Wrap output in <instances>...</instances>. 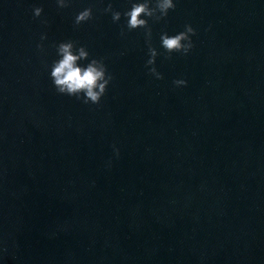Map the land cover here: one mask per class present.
Instances as JSON below:
<instances>
[{
	"label": "clouds",
	"instance_id": "clouds-1",
	"mask_svg": "<svg viewBox=\"0 0 264 264\" xmlns=\"http://www.w3.org/2000/svg\"><path fill=\"white\" fill-rule=\"evenodd\" d=\"M57 7L64 9L69 7L70 0H56ZM176 8L175 0H133L130 9L121 13L113 9L109 2L103 9L105 13H111L112 21L119 22L121 16L126 18V28L128 31L136 29L145 30V38L148 42V56L145 67L148 68L149 75L157 80H162L163 74L155 67L156 58L161 53L151 45L152 29L149 20L159 22L164 20L170 11ZM43 8L35 7L33 9L34 17L42 15ZM93 19V9L84 8L76 14L74 18V27H79ZM121 35H124V29H121ZM196 35V29L191 24H185L184 29L174 35L167 32L160 34L161 47L164 50L165 59H171L173 53H179L187 56L195 47L193 36ZM41 41L47 39L46 34H42ZM58 59L54 60L50 67V79L58 94L75 97L83 104L99 105L102 97L105 96L108 86L113 80L103 59L89 58L90 53L85 46H77L72 40L62 41L54 45ZM40 51L44 50L43 44H38ZM81 61H88L82 64ZM176 87L187 86L185 79H176L173 81ZM118 155V149L116 150Z\"/></svg>",
	"mask_w": 264,
	"mask_h": 264
}]
</instances>
